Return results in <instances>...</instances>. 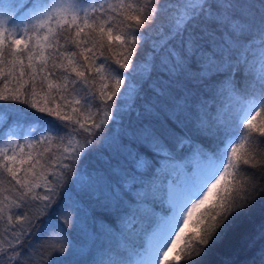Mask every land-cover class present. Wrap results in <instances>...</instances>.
<instances>
[{"label": "snow or ice", "instance_id": "snow-or-ice-1", "mask_svg": "<svg viewBox=\"0 0 264 264\" xmlns=\"http://www.w3.org/2000/svg\"><path fill=\"white\" fill-rule=\"evenodd\" d=\"M261 196L264 0H0V264H264Z\"/></svg>", "mask_w": 264, "mask_h": 264}, {"label": "trees", "instance_id": "trees-1", "mask_svg": "<svg viewBox=\"0 0 264 264\" xmlns=\"http://www.w3.org/2000/svg\"><path fill=\"white\" fill-rule=\"evenodd\" d=\"M260 203H264V196H261L260 200L258 201V206ZM214 257H209V259H213ZM63 259V258H61Z\"/></svg>", "mask_w": 264, "mask_h": 264}, {"label": "rangeland", "instance_id": "rangeland-1", "mask_svg": "<svg viewBox=\"0 0 264 264\" xmlns=\"http://www.w3.org/2000/svg\"><path fill=\"white\" fill-rule=\"evenodd\" d=\"M48 119H52V118H48Z\"/></svg>", "mask_w": 264, "mask_h": 264}]
</instances>
